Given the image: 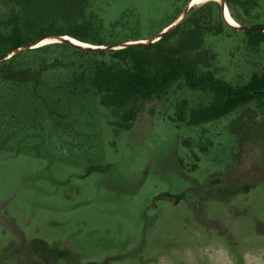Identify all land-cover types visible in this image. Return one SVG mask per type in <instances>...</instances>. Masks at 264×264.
<instances>
[{"label": "rangeland", "instance_id": "obj_1", "mask_svg": "<svg viewBox=\"0 0 264 264\" xmlns=\"http://www.w3.org/2000/svg\"><path fill=\"white\" fill-rule=\"evenodd\" d=\"M188 2L91 0L88 9L117 43L152 39ZM13 8L31 36L54 18L69 23L55 0H0V19ZM233 10L247 26H264V0L247 16ZM207 43L233 84L264 66V43L251 49L241 30ZM54 57L84 64L89 77L100 59ZM72 79L59 68L38 85L0 80V264H32L24 244L38 239L66 252L50 264H264V114L258 122L247 115L238 134L232 127L242 109L200 125L175 123L178 101L204 100L185 88L117 135L111 110L88 83L72 94Z\"/></svg>", "mask_w": 264, "mask_h": 264}, {"label": "trees", "instance_id": "obj_2", "mask_svg": "<svg viewBox=\"0 0 264 264\" xmlns=\"http://www.w3.org/2000/svg\"><path fill=\"white\" fill-rule=\"evenodd\" d=\"M225 1L232 17L239 24L246 25L234 12L233 5L240 6L247 16L255 0ZM90 2L55 0L56 8L63 13L68 25H59L58 18H54L47 26H41L35 36L24 31L19 12L15 8L10 10L5 18L0 19V58H3L0 61V80L38 85L45 72L59 68L69 71L73 77L68 83L70 92L77 94L79 85L88 83L100 104L111 110L113 120L110 123L117 135L132 129L144 115L153 117L159 114L154 104L156 100L168 99L185 88L203 93L204 100L195 105L187 98L178 101L174 113L169 116L175 123L200 125L242 109L232 127V132L238 134L241 129L238 123L247 115L254 122L263 118L264 66L254 71L242 84H233L220 76L218 53L207 43V38L238 29L225 21L221 5L214 0L191 7L180 23L153 42L131 44L112 51H91L69 43L54 42L11 53L41 38L54 36H71L96 46L112 44L108 43L110 35L104 19L88 9ZM118 24H112L111 30ZM255 27L264 28L263 25ZM242 32L251 49L264 43V32ZM138 40L142 39L126 41ZM54 51L70 52L72 56L80 58L94 56L100 59L94 61L89 77L87 67L77 65L73 59L67 62L59 57L49 59ZM171 196L179 200L184 198V194ZM25 245L32 264H50L54 258L66 256L64 250L51 248L43 240H34Z\"/></svg>", "mask_w": 264, "mask_h": 264}, {"label": "water", "instance_id": "obj_3", "mask_svg": "<svg viewBox=\"0 0 264 264\" xmlns=\"http://www.w3.org/2000/svg\"><path fill=\"white\" fill-rule=\"evenodd\" d=\"M193 0H189L188 4L186 5V8L184 9V11L182 12V14L180 15V17L176 20V24L180 23L184 17L187 15L188 11L190 10L191 8V3H192ZM220 4H221V8H222V15L225 19V8L227 7V3L225 0H220ZM225 21L230 24L231 26L237 28L238 30H241V31H260V32H264V28L263 27H255V26H247V25H241L239 24L238 26L236 25H233L231 23H229L226 19ZM174 24V25H176ZM173 25V26H174ZM172 27V26H171ZM170 27V28H171ZM169 29V27H168ZM167 28H165L164 30H162L161 33H159L158 35H156L155 37H153L152 39H148V40H138L140 42H133V41H124V42H118V43H112L110 45H102V46H96V45H92V44H89V43H86V42H83V41H80L78 40L79 42H81V44L79 43H74L73 41H71V36H68L70 38H66L65 36H54L52 37L53 39L56 40V42H64V43H69L73 46H76V47H79V48H82V49H86V50H91V51H97V50H106V51H112V50H115V49H120V48H124L128 45H131V44H137V43H149V42H153V41H156L158 40V38H160L167 30ZM45 38L47 37H44V38H41L39 40H36L34 43H32L31 45L29 46H26V47H23V48H19L17 50H14L13 52H11L12 54H16L20 51H23V50H28V49H31V48H35L37 46H35L36 44H39L40 42H42ZM76 39V38H74ZM83 43L85 44H88V45H83ZM9 53V54H11ZM7 54V56L9 55ZM7 58V57H6ZM3 58H0V61L2 60Z\"/></svg>", "mask_w": 264, "mask_h": 264}, {"label": "bare ground", "instance_id": "obj_4", "mask_svg": "<svg viewBox=\"0 0 264 264\" xmlns=\"http://www.w3.org/2000/svg\"><path fill=\"white\" fill-rule=\"evenodd\" d=\"M206 1H209V0H193L192 3H191V7L194 6V5H197V4H200V3H203V2H206ZM216 1V0H215ZM218 1V0H217ZM220 1V0H219ZM225 19L233 24V25H236L238 26L239 23L232 17L231 13H230V10H229V7L227 6L225 8ZM66 38H70L68 36H65ZM56 40L55 39H45L43 40L42 42H40L39 44H36L35 46H39V45H44V44H48V43H52V42H55ZM71 41H73L74 43H79L81 44V42H79L77 39H74V38H71ZM133 42H140V41H133ZM83 45H88V44H85L83 43Z\"/></svg>", "mask_w": 264, "mask_h": 264}, {"label": "crops", "instance_id": "obj_5", "mask_svg": "<svg viewBox=\"0 0 264 264\" xmlns=\"http://www.w3.org/2000/svg\"><path fill=\"white\" fill-rule=\"evenodd\" d=\"M175 22H176V20H175ZM175 22H174V23H175ZM174 23H173V24H174ZM173 24H171V25H169V26L167 25V26H166V28H168V27L172 26Z\"/></svg>", "mask_w": 264, "mask_h": 264}]
</instances>
